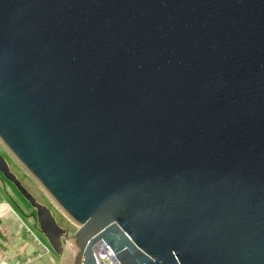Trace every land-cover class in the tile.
<instances>
[{"label":"water","instance_id":"water-1","mask_svg":"<svg viewBox=\"0 0 264 264\" xmlns=\"http://www.w3.org/2000/svg\"><path fill=\"white\" fill-rule=\"evenodd\" d=\"M0 142L72 264H264V0H0Z\"/></svg>","mask_w":264,"mask_h":264},{"label":"rangeland","instance_id":"rangeland-1","mask_svg":"<svg viewBox=\"0 0 264 264\" xmlns=\"http://www.w3.org/2000/svg\"><path fill=\"white\" fill-rule=\"evenodd\" d=\"M0 153L21 184L38 202L50 208L60 226L68 227L69 233H72L75 226L68 221L34 177L9 153L1 142ZM0 211V264L1 262L4 264H72L76 251L75 245L66 242L65 253L63 255L56 254L46 236L39 229L35 217V208L1 172ZM29 243L33 244L36 251L26 255L24 248Z\"/></svg>","mask_w":264,"mask_h":264},{"label":"built area","instance_id":"built-area-1","mask_svg":"<svg viewBox=\"0 0 264 264\" xmlns=\"http://www.w3.org/2000/svg\"><path fill=\"white\" fill-rule=\"evenodd\" d=\"M93 254L97 264H119L111 248L102 240L93 245Z\"/></svg>","mask_w":264,"mask_h":264},{"label":"flooded vegetation","instance_id":"flooded-vegetation-1","mask_svg":"<svg viewBox=\"0 0 264 264\" xmlns=\"http://www.w3.org/2000/svg\"><path fill=\"white\" fill-rule=\"evenodd\" d=\"M61 227H64V228H68L66 226H61ZM69 229V228H68ZM76 230V228H74V230L72 231V233H69L70 235L73 234V232ZM66 242L65 239H62V243L64 244ZM68 243H70V241H67ZM72 243H70L71 245ZM75 247V246H74ZM65 250H66V247H63V254L65 253ZM75 250H76V247H75ZM76 252V251H75Z\"/></svg>","mask_w":264,"mask_h":264},{"label":"bare ground","instance_id":"bare-ground-1","mask_svg":"<svg viewBox=\"0 0 264 264\" xmlns=\"http://www.w3.org/2000/svg\"><path fill=\"white\" fill-rule=\"evenodd\" d=\"M1 205H3V204H1ZM0 213H1V211H0ZM72 245V244H71ZM75 248V247H74ZM1 264H4V263H1Z\"/></svg>","mask_w":264,"mask_h":264},{"label":"crops","instance_id":"crops-1","mask_svg":"<svg viewBox=\"0 0 264 264\" xmlns=\"http://www.w3.org/2000/svg\"><path fill=\"white\" fill-rule=\"evenodd\" d=\"M6 209V208H5ZM4 210V209H3ZM4 213H7L6 211H4Z\"/></svg>","mask_w":264,"mask_h":264}]
</instances>
